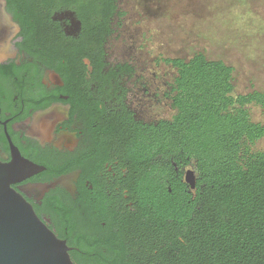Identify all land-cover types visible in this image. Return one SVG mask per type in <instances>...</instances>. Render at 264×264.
Returning a JSON list of instances; mask_svg holds the SVG:
<instances>
[{
	"label": "flooded vegetation",
	"instance_id": "af4514ba",
	"mask_svg": "<svg viewBox=\"0 0 264 264\" xmlns=\"http://www.w3.org/2000/svg\"><path fill=\"white\" fill-rule=\"evenodd\" d=\"M108 2L0 0V162L34 167L12 188L73 264H163L164 225L143 221L193 215L198 183L174 134L177 70L118 42Z\"/></svg>",
	"mask_w": 264,
	"mask_h": 264
},
{
	"label": "trees",
	"instance_id": "16d2710c",
	"mask_svg": "<svg viewBox=\"0 0 264 264\" xmlns=\"http://www.w3.org/2000/svg\"><path fill=\"white\" fill-rule=\"evenodd\" d=\"M164 62L177 70L174 134L196 161L198 183L193 215L167 206L164 218L143 221L164 225L163 264H264V152L253 149L264 122L249 110L264 116V92L236 94L234 68L203 53Z\"/></svg>",
	"mask_w": 264,
	"mask_h": 264
},
{
	"label": "rangeland",
	"instance_id": "374dc122",
	"mask_svg": "<svg viewBox=\"0 0 264 264\" xmlns=\"http://www.w3.org/2000/svg\"><path fill=\"white\" fill-rule=\"evenodd\" d=\"M126 45L140 62L172 70L165 59L203 53L234 68L236 94L264 92V0H118ZM254 122L262 110L249 107ZM264 152V138L253 145Z\"/></svg>",
	"mask_w": 264,
	"mask_h": 264
},
{
	"label": "water",
	"instance_id": "95a60500",
	"mask_svg": "<svg viewBox=\"0 0 264 264\" xmlns=\"http://www.w3.org/2000/svg\"><path fill=\"white\" fill-rule=\"evenodd\" d=\"M34 167L0 162V264H73L64 241L39 219L30 204L12 185ZM192 188L194 179L188 180Z\"/></svg>",
	"mask_w": 264,
	"mask_h": 264
}]
</instances>
